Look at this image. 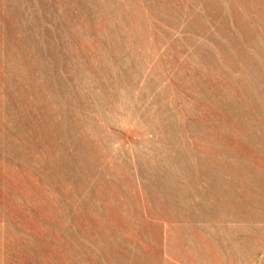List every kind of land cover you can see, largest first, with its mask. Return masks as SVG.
<instances>
[{
    "label": "rangeland",
    "instance_id": "1",
    "mask_svg": "<svg viewBox=\"0 0 264 264\" xmlns=\"http://www.w3.org/2000/svg\"><path fill=\"white\" fill-rule=\"evenodd\" d=\"M0 264H264V0H0Z\"/></svg>",
    "mask_w": 264,
    "mask_h": 264
}]
</instances>
